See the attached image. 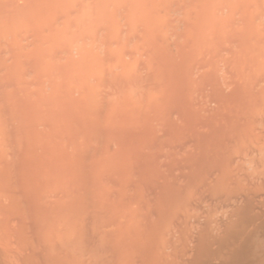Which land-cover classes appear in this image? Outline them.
<instances>
[{
	"label": "bare ground",
	"instance_id": "1",
	"mask_svg": "<svg viewBox=\"0 0 264 264\" xmlns=\"http://www.w3.org/2000/svg\"><path fill=\"white\" fill-rule=\"evenodd\" d=\"M0 264H264V0H0Z\"/></svg>",
	"mask_w": 264,
	"mask_h": 264
}]
</instances>
